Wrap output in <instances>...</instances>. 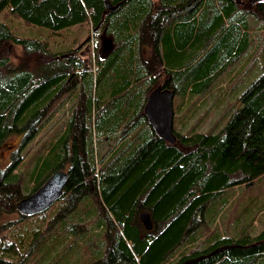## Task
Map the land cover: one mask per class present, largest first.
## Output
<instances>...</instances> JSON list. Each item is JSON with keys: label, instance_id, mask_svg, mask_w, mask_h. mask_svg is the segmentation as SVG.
Masks as SVG:
<instances>
[{"label": "trees", "instance_id": "trees-1", "mask_svg": "<svg viewBox=\"0 0 264 264\" xmlns=\"http://www.w3.org/2000/svg\"><path fill=\"white\" fill-rule=\"evenodd\" d=\"M248 7L0 0V147L18 139L0 167V217L18 214L0 223V264H264V43L252 54L250 22H264V0ZM4 17L46 36L19 35ZM85 28V40L96 38L88 59L70 44L71 30ZM101 35L113 45L103 56ZM251 64L260 70L238 93L235 80ZM163 83L174 92L173 143L143 113ZM57 169L68 174L62 197L20 214L17 202ZM237 195L235 230L211 229ZM143 210L152 230L138 219Z\"/></svg>", "mask_w": 264, "mask_h": 264}, {"label": "rangeland", "instance_id": "rangeland-1", "mask_svg": "<svg viewBox=\"0 0 264 264\" xmlns=\"http://www.w3.org/2000/svg\"><path fill=\"white\" fill-rule=\"evenodd\" d=\"M238 5L241 9L243 10H249L248 7V0H237ZM4 20H6L7 23L10 24L12 28L15 29V31L19 35H24V36H37V37H45L46 32L41 30V28L35 27V26H29L22 22L20 19L16 18H11V17H4ZM253 21V22H252ZM250 22L252 25V33L255 38L254 46L252 48V54L253 51L256 52V49L264 43V22L263 21H256L254 18H250ZM87 28L82 29L81 31L78 29H73L71 30V35H78V40L76 42H70L72 41V36H69L64 39V42H70V44H73L74 47L77 49H80L79 55H81L84 59L92 58L94 57V48H95V43H96V38L94 35L89 36L91 38L90 40H85L87 37ZM81 42V43H80ZM112 42L109 37L106 35H101L100 38V49H99V54L102 56L108 53L111 48H112ZM9 57L10 60L13 63H18L21 58V49L19 46L12 44L9 48ZM261 57L259 58V67L262 65V61H260ZM258 65H252L250 68L245 65L243 69L241 70V76L240 78L235 80V84L238 85V88L236 91L240 93L249 83L250 80H252L256 75L257 72V66ZM248 69H247V68ZM223 105V104H221ZM224 108V106H219L212 108L210 112L208 113L207 117L200 122V128L202 130H208V128L212 125L214 122V119H216L217 112ZM215 110V111H214ZM210 114V115H209ZM18 143L17 138H13L10 141L6 142L2 147H0V167L6 165L9 162V156L10 152L16 147V144ZM258 187L262 188L264 187V178L259 182ZM256 190L255 193L256 194ZM263 196V194L261 195ZM238 195L236 196V199L231 198L229 199L219 210V213L212 219V222L210 224V228L214 229L216 231H219L222 234H225L226 231L233 232L234 225L237 226L236 220L234 219L236 215L239 213V211L242 210V206L244 205L243 198H237ZM261 200V198H260ZM264 201V198H263ZM258 202H261L258 200ZM260 215H264V209L261 210ZM18 214H11V215H3L0 217V223L9 221V220H14L16 219Z\"/></svg>", "mask_w": 264, "mask_h": 264}, {"label": "water", "instance_id": "water-1", "mask_svg": "<svg viewBox=\"0 0 264 264\" xmlns=\"http://www.w3.org/2000/svg\"><path fill=\"white\" fill-rule=\"evenodd\" d=\"M261 1L263 0H248L250 4ZM165 85L166 83L157 85L149 91L143 106V113L154 133L168 143H173L176 140L173 132L174 92ZM67 179L66 170H55L36 190L17 202V211L22 215H34L48 210L62 197ZM138 219L146 230L154 228V223L147 210L140 211Z\"/></svg>", "mask_w": 264, "mask_h": 264}]
</instances>
